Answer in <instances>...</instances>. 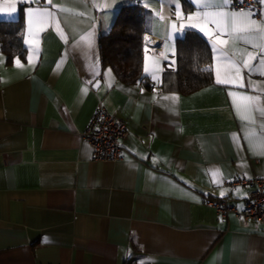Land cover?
<instances>
[{
    "label": "crops",
    "instance_id": "0c3cea01",
    "mask_svg": "<svg viewBox=\"0 0 264 264\" xmlns=\"http://www.w3.org/2000/svg\"><path fill=\"white\" fill-rule=\"evenodd\" d=\"M53 2L89 15L57 12L68 42L54 26L47 28L33 67L30 45L24 44L26 36L35 39L28 33L27 9L51 6L0 0L5 8L16 4V13H0V21L22 19L27 51L23 68L0 53V264H264V224L234 214L223 218L207 205L225 199L242 210L246 188L228 183L264 179V115L253 111L255 123L248 124L228 94L260 95L257 108H264V76L249 75L241 65L243 88L216 84L221 61H214L208 37L187 28L167 42L155 34L153 10L162 11L164 23L176 20L169 3L152 0L145 8V0H97L111 5L97 9L93 0L86 7ZM178 2L185 18L198 10L193 0ZM134 4L148 16L144 34L163 43L159 49L147 46V53L143 44L144 80L127 85L102 65L98 41L118 10ZM93 24L95 46L87 52L76 41ZM187 31L210 45L212 83L182 96L162 90L161 82L163 72L174 69L177 40ZM222 50L238 63L239 51L257 54L253 64L261 58V49L242 41ZM101 101L127 125L121 159L114 163L93 161L80 137Z\"/></svg>",
    "mask_w": 264,
    "mask_h": 264
},
{
    "label": "snow or ice",
    "instance_id": "6c2138e0",
    "mask_svg": "<svg viewBox=\"0 0 264 264\" xmlns=\"http://www.w3.org/2000/svg\"><path fill=\"white\" fill-rule=\"evenodd\" d=\"M43 4L50 5V7H29L27 9V23H28V33L29 35H35L34 40H30L27 36L24 38V44L30 45L28 48L29 55L27 60L29 65H34V55L38 58L39 54V36L40 33L47 30L49 27H53L57 34L60 36L65 43L68 42V37L65 34L63 28L61 27L60 20L57 17V12L65 13L69 15H79V16H88L89 14L84 11H76L74 8L63 6L62 3H54L53 0H41ZM73 4H83L86 7V0H72ZM152 0H145L144 7L148 8ZM158 2L163 5L164 3H169L174 7V15L176 20H169L168 23H164L165 17L161 12H156L153 10L152 15L156 18L152 20V27L155 31V34L161 35L164 40L167 42L171 40L173 36L177 33H183L187 29H198L206 37L209 38L212 43V52L214 61H221L215 67V82L218 85H233L236 87L243 88L245 85L243 83L242 67L247 69L249 75L257 73L264 76V43H256V40L264 41V12L257 13L255 9L251 6L247 9L240 8L234 9L232 7L233 0H193V3L197 7V11L188 15L186 18L183 17L181 11V5L178 0H158ZM242 2V0H241ZM258 4L261 5V8L264 9V0H256ZM93 7L97 9L110 8L111 5L107 3H99L97 0H93ZM56 9L57 11H53ZM17 7L15 3L9 4L6 8L0 5V13H6L11 16L15 14ZM260 16V19H257V16ZM94 19V17H90ZM176 21H180L179 26ZM213 25V29H210L208 26ZM94 28L93 24L90 30L84 32L79 36V40L76 41V46L83 45L87 52H92L95 46L94 41ZM159 29H163L160 31ZM227 37V39L223 38ZM145 40V53H147V45L150 42L149 37L146 35ZM230 41H242L244 44L251 45L253 48L261 49V58L258 61V64H253V61L257 60V54H254L251 51L243 52L239 51L238 54L242 57L240 62L233 60L227 52L223 51V47L228 45ZM36 45L35 48L31 45ZM219 45L220 47H217ZM167 47V43H165ZM87 54V53H86ZM236 54V53H234ZM163 55V53H162ZM147 55L145 56V72H148L147 66ZM174 63V62H173ZM14 64L17 68L25 67L19 57L14 59ZM242 65V67H241ZM211 70V69H205ZM223 73V74H222ZM109 76L111 70H108L107 73ZM153 80H158V76L153 73ZM250 85L252 84L249 81ZM109 86L111 84L109 83ZM252 91H256L255 87H252ZM84 92H87V88L83 89ZM229 96L232 98V104L243 121H246L248 124H254L255 120L251 116L253 111H260L261 115H264V108H257L258 102L261 100L260 95H250L236 91H230ZM163 99H170L168 96L163 97ZM171 99L178 100V97H171ZM246 139L249 137L246 136ZM261 149L264 150V140H262ZM216 173H213L215 175ZM241 190L236 189V192L239 193ZM225 193L221 192V196H224ZM243 207V206H240Z\"/></svg>",
    "mask_w": 264,
    "mask_h": 264
},
{
    "label": "trees",
    "instance_id": "16d2710c",
    "mask_svg": "<svg viewBox=\"0 0 264 264\" xmlns=\"http://www.w3.org/2000/svg\"><path fill=\"white\" fill-rule=\"evenodd\" d=\"M147 14L139 5L121 7L110 30L99 37L98 50L103 66L113 71L117 80L134 85L144 80L142 59L143 35L146 30ZM0 53L8 64L14 59H25L23 45V22L0 21ZM211 48L207 41L193 31H187L176 43L175 67L162 74L161 89L179 95L195 93L212 83Z\"/></svg>",
    "mask_w": 264,
    "mask_h": 264
},
{
    "label": "built area",
    "instance_id": "2783aa9c",
    "mask_svg": "<svg viewBox=\"0 0 264 264\" xmlns=\"http://www.w3.org/2000/svg\"><path fill=\"white\" fill-rule=\"evenodd\" d=\"M35 4L43 5L41 0H35ZM252 7L260 13L261 6L256 0H233L232 7L247 9ZM259 16V15H258ZM257 16V17H258ZM143 35L142 41L145 45ZM150 42L148 47L159 49L162 40L149 35ZM128 135L127 125L125 121L111 114L103 102H99L92 113V116L81 132L80 137L88 143L91 148V159L95 162L119 161L122 156V143ZM230 188L243 187L246 188L245 206L242 210H237L233 206L228 205L225 199L217 201H207V205L213 207L216 212L223 218L229 214L240 216L244 220L253 221L259 225L264 224V179H238L228 183Z\"/></svg>",
    "mask_w": 264,
    "mask_h": 264
}]
</instances>
